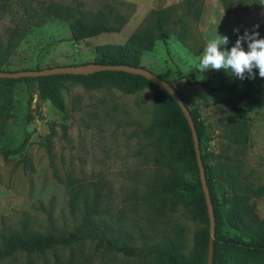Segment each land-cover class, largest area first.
<instances>
[{
    "label": "rangeland",
    "instance_id": "374dc122",
    "mask_svg": "<svg viewBox=\"0 0 264 264\" xmlns=\"http://www.w3.org/2000/svg\"><path fill=\"white\" fill-rule=\"evenodd\" d=\"M73 9L85 20L119 26L82 41L70 38L68 24L49 18L36 27L27 14L45 3ZM0 0V67L8 72L42 70L94 62V48L122 45L137 29L156 33L157 11L168 9L165 43L155 40L140 65L181 94L189 109H197L208 136L207 175L216 189H232L249 197L264 223V78L243 81L225 70L196 69L207 40L227 36L230 49L246 30L264 38L262 0ZM199 10V17L194 12ZM118 17L117 23L113 21ZM254 26H258L255 27ZM234 29L238 30L234 32ZM245 50V49H244ZM1 70V69H0ZM0 81V248L28 222L33 232L67 234L80 225L83 197L97 194L108 227L105 234L133 247H148L178 239L191 250L198 224L159 183L190 179L171 162L159 132L149 128L154 118L153 89L133 94L116 88H85L62 80L64 112L38 97L37 82ZM242 120L246 141L226 140V132ZM27 127L31 132L27 133ZM19 154L4 158L17 148ZM206 176V175H205ZM69 181L79 190L76 210H69ZM261 189L259 196L254 191ZM0 264H156L152 258L126 256L107 247L98 233L69 247L41 254L18 251Z\"/></svg>",
    "mask_w": 264,
    "mask_h": 264
},
{
    "label": "trees",
    "instance_id": "16d2710c",
    "mask_svg": "<svg viewBox=\"0 0 264 264\" xmlns=\"http://www.w3.org/2000/svg\"><path fill=\"white\" fill-rule=\"evenodd\" d=\"M6 1L4 0L2 5ZM167 10L164 9L153 14L156 33L137 29L122 45L96 46L94 48L95 59L92 63L142 67L140 65L142 54L152 50L155 40L165 43L168 38ZM199 12V10L194 12L196 18L199 17ZM27 16L29 20L34 19L33 24L36 27L45 24L49 18L66 22L70 38L74 42L103 33L117 32L120 29L119 26H113L105 21H88L76 17L72 8L53 2L45 3L37 10H31ZM118 19V17H114L113 21L117 23ZM243 34H239V36ZM242 47L247 50L246 44H242ZM0 69V71H5L3 67ZM64 79H73L85 88H116L127 94L152 87L154 118L149 128L159 132L160 139L165 142L169 151L171 162L182 166L185 173L190 176L189 180L170 178L161 181L158 190L161 194L173 196L175 202L198 224L193 235L192 248L187 250L178 239L166 240L145 248L133 247L107 236L105 228L108 226L101 220L103 212L99 204L100 199L97 194H94L90 199L86 196L83 197L79 210L80 225L74 231L67 234H41L33 232L28 222H22L20 228L3 241L0 248V260L10 257L18 251L27 254H41L55 247H69L82 241L89 234L98 233L108 248L120 251L126 256L149 257L156 264H206L209 239L208 211L196 164L191 130L177 103L155 83L142 76L122 71H101L87 75H50L19 80L36 81L38 97L48 101L57 110L64 112V103L60 98V88ZM0 81L14 82L16 80L0 78ZM166 82L172 85V82ZM178 94L181 96L180 93ZM189 113L199 147L202 148L203 143L208 140V136L204 131L198 110L189 109ZM245 127L246 123L241 117V120L235 123L234 128L226 132V140L231 144H239V139L246 141ZM24 144L25 141L17 148L3 152L4 158L19 154ZM201 160L215 221L212 264H264V223L254 213V209L249 204V197L235 189L231 191L224 189L221 198H219L216 189L222 186L218 180L207 175L209 171L207 152L202 154ZM69 190V210L74 213L79 190L72 181H69ZM261 191V189L254 191V195L259 196Z\"/></svg>",
    "mask_w": 264,
    "mask_h": 264
},
{
    "label": "water",
    "instance_id": "95a60500",
    "mask_svg": "<svg viewBox=\"0 0 264 264\" xmlns=\"http://www.w3.org/2000/svg\"><path fill=\"white\" fill-rule=\"evenodd\" d=\"M101 71H122L129 74L142 76L145 79L163 88L173 98V100L177 103L180 110L182 111L191 130L193 147L195 151L194 154L196 157V164L199 170L200 183L204 193L205 203L208 211L209 239H208L207 259L205 261L206 264H212L211 259L213 258L215 221H214L213 209L211 208L212 205L209 197V192L206 184L204 167L201 160L199 142L197 139L192 118L189 113V109L185 105L184 101H182L183 100L182 97L178 94V92L174 89L172 85H170L165 80L161 79L151 71L144 69L142 67H131L128 65H106V64H98V63H87V64L75 65V66H60V67L46 68L42 70H23V71H15V72L0 71V78L21 79V78H36V77L50 76V75H87ZM31 130H32L31 127H27L26 129L27 133H30Z\"/></svg>",
    "mask_w": 264,
    "mask_h": 264
},
{
    "label": "clouds",
    "instance_id": "9594fccd",
    "mask_svg": "<svg viewBox=\"0 0 264 264\" xmlns=\"http://www.w3.org/2000/svg\"><path fill=\"white\" fill-rule=\"evenodd\" d=\"M236 31L238 30L234 29ZM228 44L227 36H220L215 32V36L207 40L202 54L197 58L196 69L202 73L208 70H225L242 81L254 79L253 70L256 69L259 77L264 78V38H259L258 32L253 30L249 33L246 30L242 36H238L230 49L223 50L222 46ZM242 44L247 45V50H244Z\"/></svg>",
    "mask_w": 264,
    "mask_h": 264
}]
</instances>
